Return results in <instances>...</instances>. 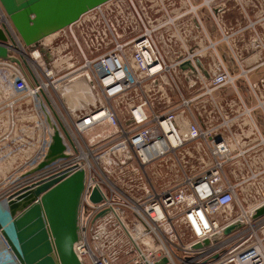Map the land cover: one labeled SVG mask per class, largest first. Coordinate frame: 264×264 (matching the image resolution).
Listing matches in <instances>:
<instances>
[{
	"label": "built area",
	"instance_id": "1",
	"mask_svg": "<svg viewBox=\"0 0 264 264\" xmlns=\"http://www.w3.org/2000/svg\"><path fill=\"white\" fill-rule=\"evenodd\" d=\"M202 6L192 0H112L61 31L71 32L82 56L74 65L69 45L48 40L61 32L40 43L50 58L25 48L0 3V29L25 61L0 60V110L10 112L0 126V188L15 183L0 195V264H20L6 238L19 250L8 197L77 171L85 173L74 247L81 264H264V217L254 219L264 206V134L256 117L258 110L264 117V81L252 84L248 77L262 64L245 69L247 61L229 46L240 67L233 76L199 14ZM211 12L217 20L224 10ZM94 13L104 24L95 40L105 48L91 56L73 28ZM240 78L254 106L241 96ZM78 79L91 86L93 109L87 104L69 111L59 97L62 85ZM225 88L233 89L234 100L216 98ZM49 105L71 138L72 144L61 133L68 157L23 177L47 154ZM31 115L36 132L28 139ZM162 162L174 179L158 190L148 168ZM109 165L117 176L125 168L139 173L144 194L121 187ZM95 189L102 196L98 203L91 200ZM231 226L237 227L226 234ZM118 230L127 240L121 248Z\"/></svg>",
	"mask_w": 264,
	"mask_h": 264
},
{
	"label": "water",
	"instance_id": "2",
	"mask_svg": "<svg viewBox=\"0 0 264 264\" xmlns=\"http://www.w3.org/2000/svg\"><path fill=\"white\" fill-rule=\"evenodd\" d=\"M112 0H0L25 48L50 58L40 43L74 25L88 12ZM15 52L18 57L11 55ZM0 60L19 66L25 64L20 49L10 34L0 29ZM84 80V79H83ZM70 85V84H69ZM45 112L50 145L42 162L23 177L34 175L52 163L68 157L64 137L72 144L69 133L52 109ZM85 173L52 176L18 190L8 197V208L14 217L13 227L19 250L6 236L20 264H81L74 247L80 239L79 213ZM94 203L102 200L98 189L91 197ZM104 214V213H103ZM101 214V215H103ZM264 217V206L254 219ZM237 226L229 227V234ZM208 241L205 245H208ZM201 247L198 245L196 248ZM162 260L159 264H165Z\"/></svg>",
	"mask_w": 264,
	"mask_h": 264
},
{
	"label": "rangeland",
	"instance_id": "3",
	"mask_svg": "<svg viewBox=\"0 0 264 264\" xmlns=\"http://www.w3.org/2000/svg\"><path fill=\"white\" fill-rule=\"evenodd\" d=\"M192 2L196 5L203 3V6L199 9V14L213 41L219 42V45L217 46L218 51L231 74L233 76L239 75L240 67L235 62L229 46H232L237 57H242L245 61H247L246 64L243 65L245 69L255 66V63L257 62V64H262V67L254 70L251 73L253 75H250L253 81H255V78H259L257 81H259L260 84V80L264 74V0H192ZM213 9L224 10V12L219 16L215 14L217 20H215L212 15L211 11H213ZM104 15L108 18L113 17L112 14L108 16L107 12H105ZM101 19V15L98 13L94 15L93 20H85L82 25L73 28V32L77 36L79 43L87 51L88 55L91 56L105 48L104 44L100 45L97 43H101V40H95L96 37L97 39H100L98 33L103 32L104 30V24ZM217 23L221 26V30L217 28ZM93 28L95 29L94 33L91 32L90 35V31ZM211 29H213V32ZM88 35H90L89 38L87 37ZM48 40L53 41L58 45H69L68 51L73 55L74 65H78L82 61V56L78 51V47L75 44L69 30H65L64 32L59 33L58 36L55 35V37H51ZM94 43L95 46H93ZM67 67L68 65H66V68ZM66 72L69 71L67 70ZM76 74L77 73H74L72 76H76ZM69 77L71 76H68L67 78ZM77 82L79 85H75ZM71 85L75 86L69 88L65 86L59 95V97H61L64 101L65 107L70 111L77 108L79 109L82 105L88 104L93 109L96 105V99L91 94V86L87 83V81L78 79L71 82L70 86ZM236 85L238 89L241 90V93L244 94V98L247 103L251 104V98L248 90L249 87L245 78L238 79L236 81ZM66 89L69 91H66ZM230 91L232 92V90ZM69 93L71 94V97ZM256 114L264 132L263 114L260 110H258ZM166 168L167 167L164 162H162V164H154L148 168L149 175L156 184L158 190V185L164 187L174 179V175L170 169L166 174ZM108 170L110 173L112 172L111 178L117 181L121 187H125L126 189L129 188L127 190H129L132 195L135 196L144 194L145 182L142 176L139 173H136L135 170L125 168V174L121 173L119 176H117L118 170L114 165H109ZM14 184V182H10L9 180L6 183L4 182L2 185L3 187L0 188V195L3 190H7ZM114 234L117 235L116 240L119 239L121 241V243L117 246H119V248L122 246L124 247L127 240L122 231H115Z\"/></svg>",
	"mask_w": 264,
	"mask_h": 264
},
{
	"label": "crops",
	"instance_id": "4",
	"mask_svg": "<svg viewBox=\"0 0 264 264\" xmlns=\"http://www.w3.org/2000/svg\"><path fill=\"white\" fill-rule=\"evenodd\" d=\"M197 1V0H196ZM213 28V27H212ZM211 31L213 32V29H211ZM260 67H262V65L260 66ZM259 67V68H260ZM258 68V69H259ZM252 73V72H251ZM249 74L248 75V77H249V81L252 83V84H256V83H259V81H257L258 79L257 78H255L254 80L255 81H253L252 80V78H251V76L253 75V74ZM251 75V76H250ZM237 76H239V75H237ZM255 77H257V76H255ZM264 81V74H263V76H262V78H261V80H260V82L262 83ZM230 90H232V92L230 91ZM249 90V96H250V98H251V104H249L250 106H254L255 105V101H254V98H253V93H252V91H251V89H248ZM239 92L241 93V90H239ZM231 93V94H230ZM6 95L7 96H10V94H9V92H6ZM241 96L244 98V94H242L241 93ZM7 98V97H6ZM216 98L220 101H227V102H229V101H231V100H234L235 99V93H234V91H233V89H231V88H225V89H222V90H220V91H218V92H216ZM245 99V98H244ZM5 100H8V99H5ZM4 100V101H5ZM246 100V99H245ZM6 102V101H5ZM247 102V101H246ZM226 103V102H225ZM4 111L6 112L7 111V109H6V107H3V109L2 110H0V126H2V124H5L6 125V122H7V120H8V118H7V115L8 116H10V112L8 113V111L6 112V114H3L4 113ZM19 112V111H18ZM257 113V112H256ZM19 114H20V112H19ZM256 117H257V119H258V116H257V114H256ZM10 119V118H9ZM31 120H30V124H27L26 126V136H27V138L28 139H33L34 138V135H35V132H36V127H35V121H33V116L31 115V118H30ZM2 121V122H1ZM264 121V120H263ZM258 122H259V119H258ZM259 126H260V128H261V130H262V132H263V129H262V126H261V124H260V122H259ZM263 134H264V132H263ZM2 247H1V245H0V249H1Z\"/></svg>",
	"mask_w": 264,
	"mask_h": 264
},
{
	"label": "bare ground",
	"instance_id": "5",
	"mask_svg": "<svg viewBox=\"0 0 264 264\" xmlns=\"http://www.w3.org/2000/svg\"><path fill=\"white\" fill-rule=\"evenodd\" d=\"M18 49H19V47H18ZM80 80H81V79H80ZM82 80H83V79H82ZM85 81H86V80H85ZM67 84H68V83H66L65 85H62V87H60V88L58 89V94H59V95H60L61 90H62L65 86H66L67 88H69V87H73V86H75V85H79L78 82H77L75 85H71V86H70L69 84H68V85H67ZM87 86H88V85H87ZM42 90H43L44 92H46V86H43V87H42ZM66 91H69V90L66 89ZM81 93H82V92H81ZM69 94H70V93H69ZM81 95H82V94H81ZM70 97H71V94H70ZM80 100H81V99H80ZM80 100H79V101H80ZM79 101H78V102H79Z\"/></svg>",
	"mask_w": 264,
	"mask_h": 264
}]
</instances>
